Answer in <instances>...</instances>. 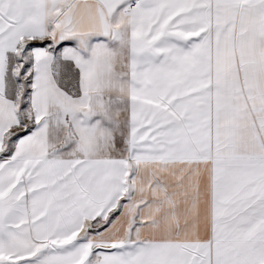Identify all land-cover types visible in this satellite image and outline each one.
I'll return each mask as SVG.
<instances>
[{
  "label": "snow or ice",
  "instance_id": "obj_1",
  "mask_svg": "<svg viewBox=\"0 0 264 264\" xmlns=\"http://www.w3.org/2000/svg\"><path fill=\"white\" fill-rule=\"evenodd\" d=\"M0 264H264V0H0Z\"/></svg>",
  "mask_w": 264,
  "mask_h": 264
}]
</instances>
